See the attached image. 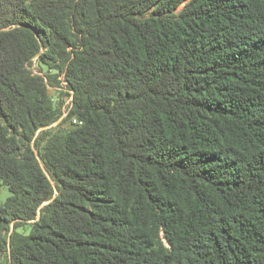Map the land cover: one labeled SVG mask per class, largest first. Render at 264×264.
<instances>
[{
  "label": "trees",
  "instance_id": "1",
  "mask_svg": "<svg viewBox=\"0 0 264 264\" xmlns=\"http://www.w3.org/2000/svg\"><path fill=\"white\" fill-rule=\"evenodd\" d=\"M0 185V264H264V0H0Z\"/></svg>",
  "mask_w": 264,
  "mask_h": 264
},
{
  "label": "rangeland",
  "instance_id": "2",
  "mask_svg": "<svg viewBox=\"0 0 264 264\" xmlns=\"http://www.w3.org/2000/svg\"><path fill=\"white\" fill-rule=\"evenodd\" d=\"M180 10H178V12ZM32 69L34 73H39L45 76L48 74L52 75L56 73L55 71H50L36 61L34 62ZM61 86L57 84L48 86L49 96L54 104V107L60 114L59 119L52 126L46 128L47 132L51 134H65L67 131L73 129L74 125L76 124L74 121H65L70 109V100L68 97L67 88L65 86ZM11 195L12 194L9 191L8 187L0 185V205L5 204L6 201L11 197ZM18 231L22 234H29L32 231V225L27 224L25 226H22Z\"/></svg>",
  "mask_w": 264,
  "mask_h": 264
},
{
  "label": "built area",
  "instance_id": "3",
  "mask_svg": "<svg viewBox=\"0 0 264 264\" xmlns=\"http://www.w3.org/2000/svg\"><path fill=\"white\" fill-rule=\"evenodd\" d=\"M70 102H71V100H70ZM75 123H77V121H75Z\"/></svg>",
  "mask_w": 264,
  "mask_h": 264
}]
</instances>
